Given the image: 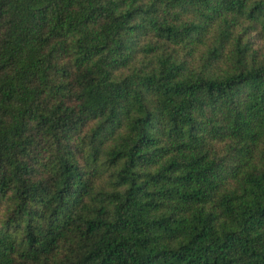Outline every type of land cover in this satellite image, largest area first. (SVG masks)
Listing matches in <instances>:
<instances>
[{
  "label": "trees",
  "instance_id": "16d2710c",
  "mask_svg": "<svg viewBox=\"0 0 264 264\" xmlns=\"http://www.w3.org/2000/svg\"><path fill=\"white\" fill-rule=\"evenodd\" d=\"M264 0H0V264H264Z\"/></svg>",
  "mask_w": 264,
  "mask_h": 264
},
{
  "label": "rangeland",
  "instance_id": "374dc122",
  "mask_svg": "<svg viewBox=\"0 0 264 264\" xmlns=\"http://www.w3.org/2000/svg\"><path fill=\"white\" fill-rule=\"evenodd\" d=\"M263 50H264V43H263Z\"/></svg>",
  "mask_w": 264,
  "mask_h": 264
}]
</instances>
